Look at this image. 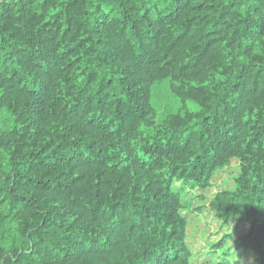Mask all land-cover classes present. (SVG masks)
Returning <instances> with one entry per match:
<instances>
[{
    "label": "trees",
    "instance_id": "16d2710c",
    "mask_svg": "<svg viewBox=\"0 0 264 264\" xmlns=\"http://www.w3.org/2000/svg\"><path fill=\"white\" fill-rule=\"evenodd\" d=\"M234 158L264 264V0H0V264H191L183 187Z\"/></svg>",
    "mask_w": 264,
    "mask_h": 264
},
{
    "label": "rangeland",
    "instance_id": "374dc122",
    "mask_svg": "<svg viewBox=\"0 0 264 264\" xmlns=\"http://www.w3.org/2000/svg\"><path fill=\"white\" fill-rule=\"evenodd\" d=\"M154 104L159 118L170 108H177L179 100L173 95L169 81L155 86ZM240 171V162L234 158L220 167L206 188L185 185L181 213L188 221V243L192 250L191 264H257L253 251L241 248L240 237L248 225L236 217L224 221L211 207V201L222 190L234 189ZM175 187L180 186L175 183ZM218 248V250H214ZM220 248V249H219ZM230 251L229 262L221 259V251Z\"/></svg>",
    "mask_w": 264,
    "mask_h": 264
}]
</instances>
